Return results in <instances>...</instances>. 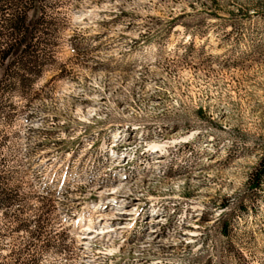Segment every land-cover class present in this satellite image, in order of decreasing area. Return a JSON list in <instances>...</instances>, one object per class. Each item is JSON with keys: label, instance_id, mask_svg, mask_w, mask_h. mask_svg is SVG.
Listing matches in <instances>:
<instances>
[{"label": "rangeland", "instance_id": "1", "mask_svg": "<svg viewBox=\"0 0 264 264\" xmlns=\"http://www.w3.org/2000/svg\"><path fill=\"white\" fill-rule=\"evenodd\" d=\"M46 5L0 97V264H264V0Z\"/></svg>", "mask_w": 264, "mask_h": 264}, {"label": "trees", "instance_id": "2", "mask_svg": "<svg viewBox=\"0 0 264 264\" xmlns=\"http://www.w3.org/2000/svg\"><path fill=\"white\" fill-rule=\"evenodd\" d=\"M45 2V3H44ZM47 0H0V97L6 94L23 93L28 83L44 71L51 58L54 43L51 33L52 15L47 10ZM40 12L30 17L29 12ZM9 110L12 106L8 105ZM7 109L0 102V115ZM264 175L262 168L255 179L259 186ZM6 196V193L3 192ZM5 198V206L14 204Z\"/></svg>", "mask_w": 264, "mask_h": 264}, {"label": "bare ground", "instance_id": "3", "mask_svg": "<svg viewBox=\"0 0 264 264\" xmlns=\"http://www.w3.org/2000/svg\"><path fill=\"white\" fill-rule=\"evenodd\" d=\"M88 230H89V231H92L91 228H88ZM88 230H87V231H88Z\"/></svg>", "mask_w": 264, "mask_h": 264}]
</instances>
